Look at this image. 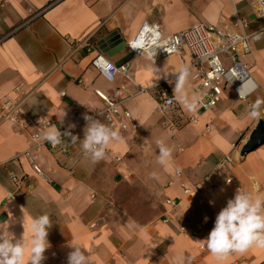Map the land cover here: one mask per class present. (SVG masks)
Masks as SVG:
<instances>
[{
  "label": "crops",
  "instance_id": "obj_1",
  "mask_svg": "<svg viewBox=\"0 0 264 264\" xmlns=\"http://www.w3.org/2000/svg\"><path fill=\"white\" fill-rule=\"evenodd\" d=\"M255 9V0H0V104L23 98L22 117L32 122L20 131L0 121V214L5 213L0 224L10 221L8 230L17 239L25 231L24 239L29 240L31 219L48 214L53 221L51 247L42 264H67L69 243L87 249L92 264H176L177 255L183 257L179 264L264 263V249L253 247L217 260L201 242L235 195L219 166L225 154L234 160L231 173L238 185L252 191L253 183H258L257 195L264 199V144L239 155L257 123L248 115L249 106L264 99V35L254 39L250 53L241 57L256 85L251 95L243 101L226 88L214 107L195 112L175 103L181 113L175 128L166 125V118H175V110H162L157 92L165 88L173 96L171 76L190 64L187 53L156 62L134 55L124 65L125 73L118 72L111 82L91 65V59L102 53L97 42L111 32L127 44L144 21L158 24L168 34L197 24L237 29L233 18L247 19L246 30L260 32L264 23ZM119 87L128 97L125 107L135 129L120 126L119 118L111 124L102 113L105 105L95 90L111 93ZM186 88L195 93L192 77ZM63 111L67 115L60 125L57 117ZM84 114L112 127L122 140L111 143L106 159L98 163L75 144L69 173L71 162L37 144L32 134L41 132L37 122L44 118L60 130L74 124L73 135L83 139ZM191 116L196 118L193 123L188 122ZM155 128L160 131L156 141L174 149L167 168L157 163L156 141L146 137ZM177 167L180 177L175 176ZM11 172L22 177L18 186L11 181ZM205 178L212 186L202 195L183 193L181 184L194 188ZM132 187L147 189L152 201L150 196H133ZM165 198L177 202L173 210L167 211ZM165 214L170 216L167 223L162 221ZM185 222L183 234L178 225ZM28 255L26 249L25 264Z\"/></svg>",
  "mask_w": 264,
  "mask_h": 264
},
{
  "label": "built area",
  "instance_id": "obj_2",
  "mask_svg": "<svg viewBox=\"0 0 264 264\" xmlns=\"http://www.w3.org/2000/svg\"><path fill=\"white\" fill-rule=\"evenodd\" d=\"M255 3V16L264 23V0H255ZM231 23L235 25L237 29H229L226 26H218L215 24H197L181 31L164 34L158 24L144 21L139 26L133 38L127 43V46L134 55H139L138 50H133L130 47L131 42L141 33L145 25L154 26L155 31L158 32L160 36L159 41H155L154 43H159L161 47L156 49L154 61H151L156 62L160 58L172 54L182 56L184 53H187L191 60L189 66L192 70L191 77L194 92L204 97V103L198 109L207 110L214 107L220 101L226 88L231 89L237 98L243 101L246 100L256 89V85L250 76L248 67L241 61L242 56L250 53L251 44L254 41L252 37L253 32L246 30L249 26V21L245 18H233L231 19ZM91 65L99 75L110 82L115 79L118 72L125 73L126 71V66H115L114 62L103 53L96 54L91 59ZM109 76H111V79L108 78ZM171 77L175 80V74ZM167 79V77L162 78L161 83L165 82ZM19 88L20 86H17L15 90H18ZM122 89L123 87L116 88L111 93H104L101 90H95V93L104 102L105 107L102 113L107 121L114 124L116 120L115 118H119L117 122L120 126L125 129H135L137 125L132 121L129 109L125 107V102L128 97H123L121 95ZM165 94L167 96H165ZM171 97L172 96L167 93L165 88H161L157 92V99L161 109L166 113L168 110H175V118H166V125L170 128H175L178 127L181 113L176 110L175 103L166 107L167 99ZM22 102L23 98L3 100L0 104V121L10 122L20 131L31 126V120L22 117ZM39 121L41 125L39 124ZM195 121L196 118L194 116H191L188 119L189 123ZM48 123H50V121L44 118L39 119L37 122L39 127H46ZM65 130H70L72 132V129H69V127L64 128L61 131L64 132ZM38 133L39 132H34L32 134V139ZM68 139L69 142L65 141L63 144L56 147L44 142L33 140L37 144L48 148L52 154L58 156L62 161L71 162L66 169L67 172L72 173L73 162L75 163V144L70 143V138ZM25 155H27L32 167L37 173L42 175L36 166L33 157L28 152H25ZM233 161L231 155L225 154L220 159L219 166L220 170L225 174L224 183L231 185L236 192L237 189L241 187L231 173ZM175 176L180 177V172H175ZM10 179L16 186L22 181V177L14 172L10 173ZM211 186L212 184L208 182L206 178L194 188L181 184L182 191L187 196L194 194L202 195ZM164 204L166 205V208H168L167 211H170L176 207L177 202L171 198H165ZM162 221L164 223L169 222L170 216L165 214L162 217ZM187 225L188 222L178 225V230L181 233L186 234ZM196 225L199 227V224Z\"/></svg>",
  "mask_w": 264,
  "mask_h": 264
},
{
  "label": "clouds",
  "instance_id": "obj_3",
  "mask_svg": "<svg viewBox=\"0 0 264 264\" xmlns=\"http://www.w3.org/2000/svg\"><path fill=\"white\" fill-rule=\"evenodd\" d=\"M262 35H264V29L252 33L255 40H260ZM159 39L160 36L155 31V27L145 25L141 33L131 42L130 47L138 50L139 55H146L149 60L154 61L156 49L161 47L159 43L154 42ZM108 78L111 79V76ZM190 78L189 65H182L175 72L173 96L167 99L166 107L179 103L186 110L195 112L204 103L202 95L190 94L187 90L186 85L189 84ZM168 83L172 84L173 81L169 80ZM66 115L63 111L62 115L57 117L60 125H63ZM248 115L256 122L264 119V99L257 98L249 106ZM83 118L86 121L83 139L73 135L70 130L62 132L56 124L50 123L46 127L40 126L41 132L33 139L56 147L65 141L69 142L68 138H70V143H79L82 152L93 163H98L106 159L109 145L121 141L122 137L100 119L87 114H84ZM72 128H75L74 124L69 125V129ZM156 144L159 149L157 163L167 168L173 159L174 149L166 145L163 140H157ZM175 171L179 173L181 169L177 167ZM259 190L258 183H253L252 191L237 189L234 197L228 199L226 206L216 215L214 226L207 238L201 240L217 260L227 258L231 253H244L253 247L264 249V199L257 195ZM22 212L24 213V209ZM9 223L10 221L0 224V264H25L26 249L29 253L27 264H42V261L46 259L44 255L46 250L51 247L48 240L49 229L53 224L51 217L45 213L31 219L29 240L24 239L25 231L22 238L17 239L15 234L8 230ZM68 247L72 250L67 254V264H92L90 253L82 245L69 243ZM182 260L183 257L180 255L175 258L176 264Z\"/></svg>",
  "mask_w": 264,
  "mask_h": 264
},
{
  "label": "water",
  "instance_id": "obj_4",
  "mask_svg": "<svg viewBox=\"0 0 264 264\" xmlns=\"http://www.w3.org/2000/svg\"><path fill=\"white\" fill-rule=\"evenodd\" d=\"M96 45L117 67L124 66L134 56L126 42L115 31L102 38ZM262 144H264V119L256 123L248 139L241 146L239 155L244 156ZM4 218L5 213L2 212L0 214V220Z\"/></svg>",
  "mask_w": 264,
  "mask_h": 264
},
{
  "label": "rangeland",
  "instance_id": "obj_5",
  "mask_svg": "<svg viewBox=\"0 0 264 264\" xmlns=\"http://www.w3.org/2000/svg\"><path fill=\"white\" fill-rule=\"evenodd\" d=\"M160 136V131L158 129H154L153 131H151V133L149 132L147 134V138L149 139V141H156V139ZM130 192L132 193L133 196L137 195L138 197L140 195L146 197V196H150V194L148 193L147 189H141L138 187H132ZM153 196H150L149 199L151 200ZM152 201V200H151ZM156 203V200L154 199L153 204ZM150 206V205H148ZM151 208H154L153 205ZM155 210H153L152 212H154Z\"/></svg>",
  "mask_w": 264,
  "mask_h": 264
}]
</instances>
